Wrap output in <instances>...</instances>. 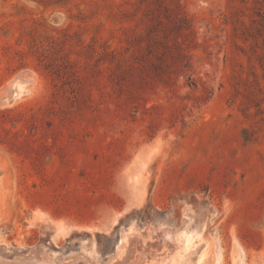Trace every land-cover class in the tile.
Instances as JSON below:
<instances>
[{"label":"rangeland","instance_id":"obj_1","mask_svg":"<svg viewBox=\"0 0 264 264\" xmlns=\"http://www.w3.org/2000/svg\"><path fill=\"white\" fill-rule=\"evenodd\" d=\"M15 83L0 258L113 264L169 230L173 264H264V0H0Z\"/></svg>","mask_w":264,"mask_h":264},{"label":"bare ground","instance_id":"obj_2","mask_svg":"<svg viewBox=\"0 0 264 264\" xmlns=\"http://www.w3.org/2000/svg\"><path fill=\"white\" fill-rule=\"evenodd\" d=\"M19 83H15L12 89L1 101V105L8 104L14 97ZM154 230V229H153ZM179 235V234H178ZM176 233L169 230H154L148 242L142 239L139 234L129 235L127 240L126 253L113 264H173L178 254L183 251L184 243ZM19 259V258H17ZM0 264H57L54 260L46 256L27 257L14 262H7L0 258ZM65 264H95L90 258L82 256L72 263ZM187 264H202L201 257Z\"/></svg>","mask_w":264,"mask_h":264},{"label":"trees","instance_id":"obj_3","mask_svg":"<svg viewBox=\"0 0 264 264\" xmlns=\"http://www.w3.org/2000/svg\"><path fill=\"white\" fill-rule=\"evenodd\" d=\"M156 1L161 2V1H167V0H156ZM176 19L179 23H181L180 25L181 30L192 32V25L190 21H188V19L184 17V15H182L181 13H176Z\"/></svg>","mask_w":264,"mask_h":264},{"label":"water","instance_id":"obj_4","mask_svg":"<svg viewBox=\"0 0 264 264\" xmlns=\"http://www.w3.org/2000/svg\"><path fill=\"white\" fill-rule=\"evenodd\" d=\"M5 97H6V96L2 97L1 100H0V102L3 101V100L5 101V100H6Z\"/></svg>","mask_w":264,"mask_h":264}]
</instances>
